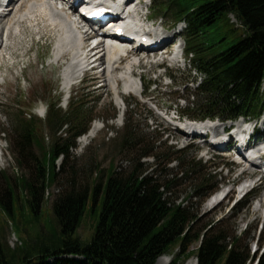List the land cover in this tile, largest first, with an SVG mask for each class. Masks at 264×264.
I'll return each mask as SVG.
<instances>
[{"label":"trees","instance_id":"trees-1","mask_svg":"<svg viewBox=\"0 0 264 264\" xmlns=\"http://www.w3.org/2000/svg\"><path fill=\"white\" fill-rule=\"evenodd\" d=\"M153 10L168 12L173 22L185 23L186 54L194 73L200 76L196 86L187 87L186 81L182 84L185 89L180 96L185 105L176 106L180 118L227 121L264 112V0H154ZM229 14L241 23L243 34H237ZM192 76L189 71L187 80H195ZM124 103L125 129L119 145L122 151L136 153L129 170L117 172L111 165L102 188L100 181L92 187L76 188L71 179L70 188L58 193L51 205L60 233L57 241L37 245L35 255L24 256L18 264H156L158 257L172 248L178 251L170 264H180L192 255L197 264H250L248 250L238 247L236 240L227 242L219 227L223 220L199 228V214L192 209L195 199L219 183L217 167L207 168L188 150L172 151L161 140L163 134L155 137L149 132L141 140L129 119L131 104L128 100ZM58 109L54 105L49 110L43 126L48 125L54 133L65 128L71 136L63 142L57 140L48 149L42 147V157L29 175L17 180L27 195L29 216L41 212L45 190L57 178L56 159L67 156L75 147V138L88 129L83 96L73 97L65 112ZM38 123L36 119L16 120L14 132L21 157L32 156L29 147L34 140L39 145L36 137L40 135L39 142H43ZM162 148L171 155L160 157L156 152ZM146 157L155 159L151 171L141 162ZM171 164L176 166L170 168ZM187 180L189 188L176 202L174 189ZM10 189L7 202L0 198V206L8 212L12 204ZM89 203L91 209L97 208L98 221L90 240L83 243L75 233ZM195 242L197 248L189 250ZM17 248L11 253L12 249L0 241V264H16ZM67 255L81 258H63ZM256 264H264V256Z\"/></svg>","mask_w":264,"mask_h":264},{"label":"rangeland","instance_id":"rangeland-1","mask_svg":"<svg viewBox=\"0 0 264 264\" xmlns=\"http://www.w3.org/2000/svg\"><path fill=\"white\" fill-rule=\"evenodd\" d=\"M18 2L13 11L17 7H23L24 9L29 5L22 3L20 5V2ZM149 2L150 0H143V11H145V7ZM13 11L12 13L16 14L17 11ZM152 18L155 19L157 25L155 28L159 31L162 30L160 25L164 27L173 26L171 14L168 12L163 14L162 11H159L153 14ZM41 19L44 20V18ZM229 19L237 27V34H243L244 28L239 22L231 15H229ZM183 26H177L174 30L177 31ZM25 33L24 38L14 39L13 41L14 44L10 50L12 60L9 58L7 63L11 66L14 61V65L12 64L11 69H8V66L4 67L1 76L4 77L5 82L0 85V132H3L0 133V153L3 154L1 159L4 161L0 163V198L3 201L5 199L4 202L8 201L7 192L9 187L11 188L12 201L10 212L0 206V241L2 243L4 241L6 247L12 249L11 253H14L15 250L13 249L18 247L15 253L16 264L24 256L35 255L37 245L46 246L57 241L60 233L51 211V205L58 193L70 188L71 179L75 182L76 188L86 185L92 187L98 181L101 182L102 188L111 165L117 172L123 173L129 170L131 158L136 156V153L122 151L119 145L120 134L125 129V116L122 115V108H124L123 103L121 104L122 98L127 99L131 104L132 114L129 119L133 126H136L135 131L140 135L141 140L149 132L155 137L163 134L161 140L167 146H171L172 151L188 150L190 155L202 159L207 168L217 167L216 172L219 175V183L214 189L227 190L232 186V182L236 179L237 170L230 166L231 160L229 158H218L215 155L206 154L208 144L204 139L190 140L176 128L175 124H169L166 121V118L171 119L174 123L178 121L170 115V111H174V105L179 104V107H183L185 103L183 99L179 98L182 93L178 91V87H174V84L178 85L182 80H186L188 78L187 72L190 71L191 74H194L192 62H185L180 59L173 62L169 57L163 67H157L152 63V59H156V54L143 52L132 55L130 59L121 58L119 63H115V61L110 63L107 59L106 64L102 65L106 69L101 70L102 72L97 71L101 78L96 79L95 72L86 74L83 81L72 88L70 98L73 95L78 98L83 96V100L86 102L88 109L86 120L89 121L88 131L93 125L101 126V129L84 146L79 142V138L83 136L77 137L75 147L69 149L68 155L58 157L55 162L57 178L45 190L41 212L35 217L29 216L28 207L24 200L27 195L17 180L22 177L26 178L29 175L37 159L42 157V147L48 149L57 140L63 142L71 136L67 129L54 133V130H51L48 125L44 127L43 125L46 124V112L44 110L46 106L50 110L55 105L56 109L59 108V112L66 111L70 98L67 99V90L61 84L62 71L70 69L74 78L79 71L70 65V60L67 59L68 55L64 56L59 64H52L55 53L54 45L58 39L54 32L50 36L45 33L47 38H41L39 42L36 41V37L30 38L27 31ZM11 35L12 33L9 34V39L13 40L14 37ZM59 38L62 43L64 39H62V36ZM181 42L183 40L180 37L176 45ZM0 52L3 53L4 51L1 49ZM110 67L111 70H109ZM165 67L172 69L171 73L175 80L169 79L165 74ZM70 70L68 71L69 74ZM131 70L133 71L130 74ZM141 76L145 78L143 80H146L147 83H151L147 92L148 98H141L142 100L138 94L129 93L128 90H126L128 92L125 91V87L127 89L130 86L132 88L137 86L140 88L139 93H144V87H141L139 81ZM123 83H126V85H123ZM262 86L264 88V81ZM136 102H138L137 105ZM133 114L134 117L132 118ZM120 115H122V120L119 117ZM25 118H36L38 120V129H42V132L39 129V133L43 138V142H39L40 135L36 137L39 139V145L36 143L37 140H34V143L29 147L32 156L21 157L17 151L19 147L17 146V133L14 132V126L17 119L22 121ZM261 120H264V117H261ZM157 124L163 127L157 128ZM164 129L166 132L163 131ZM185 145L187 146L185 147ZM164 150L165 148L158 149L156 153L160 157L166 154L171 155L169 151L164 152ZM29 159L33 160L32 163L29 162ZM154 160L152 157H146L141 159V162L147 165L148 171H151L155 163ZM160 164H163L161 159ZM175 166V164L169 165L170 168ZM228 169H233L231 174L227 173ZM263 180L261 179V181ZM189 182L190 180H187L182 186L174 189L176 202H179L185 196L189 188ZM212 185L210 186L212 187ZM101 188L100 190H102ZM213 190L211 188L205 190L203 197L194 200L195 204L192 209L199 214V228L208 226L212 221L223 220L219 227L223 235L227 237V242L232 243L236 240L238 247L248 250V257L252 260L250 264H254L259 257L264 256L262 254L264 252L263 212H261L260 205L259 212H255L256 207L253 206L251 199L254 195L258 198L259 194L252 193L244 205L235 208L233 203L240 197V193L233 194L230 201L224 200L217 205H213V203H207L214 193ZM96 209V207L91 209L90 203L87 205L80 226L75 233V236L79 237L83 243L90 240L96 227L99 213L98 211L95 212ZM257 240V247L260 248L255 252L254 248ZM197 246V242L192 243L189 250L196 249ZM177 251L178 248H172L169 254L164 256L167 264L171 263ZM67 257L81 258L77 256ZM194 261L197 264L195 255H192L180 264H192Z\"/></svg>","mask_w":264,"mask_h":264},{"label":"bare ground","instance_id":"bare-ground-1","mask_svg":"<svg viewBox=\"0 0 264 264\" xmlns=\"http://www.w3.org/2000/svg\"><path fill=\"white\" fill-rule=\"evenodd\" d=\"M18 1L20 2V5H21V3L25 4V5L26 4H29V5H27V7L24 8V9H23L22 6H21L22 8H19V7L16 6L17 8H16L15 11H17V12H15V11H13V9L15 8L14 6L17 5L16 3ZM50 2H51L50 0H33V1L32 0H15L14 2H13V0H11V2H9L10 8L7 10V12H5V14L0 16V26H1V28L10 27L12 25V23H13V19H14L15 15L17 13H19L21 11H25V10L30 12V13H32V16H35V17H38V18H44V16L50 18V17L54 16L55 19H60V21H62V19L60 18L61 17L60 14H57L56 12H53V10L50 11V5H49ZM12 11L15 12L16 14H13ZM35 17H34V19H35ZM15 23H16V25H23V22L17 21ZM63 23H64V21H63ZM64 26H67V24H65ZM1 34L2 33H0V35ZM70 35H71V33L69 32L67 34V36L65 37L64 41H66V39ZM163 36H164V38L167 39V41L164 43V46H165L167 43H169V38L171 37V35H169V36L168 35H163ZM88 40H89L88 37H85V38L84 37H79L78 39L74 40V43L75 44H80V47L81 46L85 47L87 45L86 43L88 42ZM64 41H62V44L64 43ZM121 48H123L122 45L116 44L114 46L113 50L111 48H107L105 50L103 44H101V45L98 46V48L96 47V48L89 49L88 52H87V56L86 57L84 56V54L82 52H78V51L75 53V56L78 57L77 58L78 65H80L82 68L85 66L86 60L93 59V61L90 63V65H92L91 71L95 72L94 73V76H96L95 78L99 79L101 77L98 75L99 73L97 71H99L100 66H102L108 60H109V62L113 61L115 56L117 55V53H119L121 51ZM167 49H168V46H167ZM81 54H82V56H81ZM66 55L69 56V53L66 52V50H65L62 53V55L60 57V60H62L64 58V56H66ZM96 57H97V59L94 60V58H96ZM125 59H127V58H125ZM13 65H14V63H13ZM9 69H11V68H9ZM126 90H128L129 92H133V93L136 92V89L134 87L132 88L131 86H130V88H127ZM196 129H202V128H196ZM99 130H100V127L98 125H93L91 127V129L88 131V133H86L82 138H80V140H79L80 144L82 146L86 145L91 138L95 137L98 134ZM259 133L261 134V130H259ZM2 156H3V154H2ZM2 161L3 160L1 159L0 163ZM235 181H236V179L233 182H235ZM256 184L258 186H263L264 185V180L261 181V179H259ZM212 203H213V205H215V204L217 205V201L210 202L209 204H212ZM259 205H260V208L264 207V201H262V199L259 200ZM259 205L255 206L256 207L255 208V212L256 213L259 212V210H260ZM164 256L165 255H162L161 257H159L157 262H156V264H167V260L164 258ZM192 264H196V261H194Z\"/></svg>","mask_w":264,"mask_h":264},{"label":"snow or ice","instance_id":"snow-or-ice-1","mask_svg":"<svg viewBox=\"0 0 264 264\" xmlns=\"http://www.w3.org/2000/svg\"><path fill=\"white\" fill-rule=\"evenodd\" d=\"M94 15H98L99 13H93Z\"/></svg>","mask_w":264,"mask_h":264}]
</instances>
